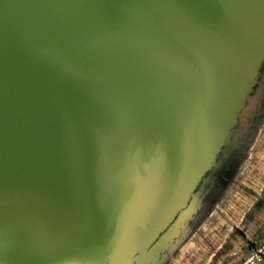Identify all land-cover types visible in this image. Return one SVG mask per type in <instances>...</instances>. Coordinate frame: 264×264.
<instances>
[{"label":"water","instance_id":"water-1","mask_svg":"<svg viewBox=\"0 0 264 264\" xmlns=\"http://www.w3.org/2000/svg\"><path fill=\"white\" fill-rule=\"evenodd\" d=\"M263 56L264 0H0V264H126Z\"/></svg>","mask_w":264,"mask_h":264},{"label":"rangeland","instance_id":"rangeland-1","mask_svg":"<svg viewBox=\"0 0 264 264\" xmlns=\"http://www.w3.org/2000/svg\"><path fill=\"white\" fill-rule=\"evenodd\" d=\"M235 192L248 198L264 197V56L243 108L210 168L180 209L176 230L186 226L193 232L182 248L187 250L183 263L204 264L208 255L214 252L217 261L210 260L208 264H234L232 261L236 256L227 258L233 250L230 244L234 243L228 232L233 224L238 225L243 209ZM172 220L151 243H144L126 264H150L158 256H163L161 264H168L167 242H174L180 234L179 231L176 236L174 228L169 230Z\"/></svg>","mask_w":264,"mask_h":264},{"label":"crops","instance_id":"crops-1","mask_svg":"<svg viewBox=\"0 0 264 264\" xmlns=\"http://www.w3.org/2000/svg\"><path fill=\"white\" fill-rule=\"evenodd\" d=\"M235 194L238 196V200H240L239 205H243L241 206L243 209L242 215L238 219V225L233 224V227H231L230 231L228 232L234 243L230 244V247L233 246V250L227 255V258L232 259L234 258L233 256H236V260L232 262H234V264H238L241 260H243V258L246 257L248 250L252 245H259L264 242V197L255 196L248 198L247 196L240 195L237 192H235ZM231 195L229 194V196ZM181 212L182 210L175 215L169 230H171V228L176 230V225L178 224L179 219L178 216ZM179 231L180 234L174 242H167L166 252L169 254L167 257L168 264H185V262L183 263V259L187 250L182 248L193 235V232L191 227L187 228L186 226H181L179 230H176V236L178 235ZM220 245L221 244H219V246ZM234 247L237 248V250ZM190 248H192V246ZM213 254L214 252H211L208 255L204 261V264H208L210 260L214 263L217 261L216 256L214 257ZM162 261L163 256H158L153 258L150 264H161Z\"/></svg>","mask_w":264,"mask_h":264},{"label":"built area","instance_id":"built-area-1","mask_svg":"<svg viewBox=\"0 0 264 264\" xmlns=\"http://www.w3.org/2000/svg\"><path fill=\"white\" fill-rule=\"evenodd\" d=\"M238 264H264V242L259 245H252L246 257Z\"/></svg>","mask_w":264,"mask_h":264},{"label":"flooded vegetation","instance_id":"flooded-vegetation-1","mask_svg":"<svg viewBox=\"0 0 264 264\" xmlns=\"http://www.w3.org/2000/svg\"><path fill=\"white\" fill-rule=\"evenodd\" d=\"M216 185V184H215ZM168 230V229H167ZM156 242V241H155Z\"/></svg>","mask_w":264,"mask_h":264}]
</instances>
